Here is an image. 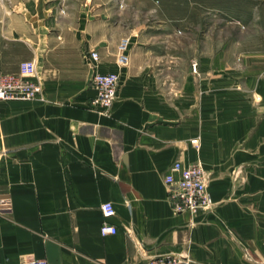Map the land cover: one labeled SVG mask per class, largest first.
Here are the masks:
<instances>
[{
  "label": "crops",
  "instance_id": "crops-1",
  "mask_svg": "<svg viewBox=\"0 0 264 264\" xmlns=\"http://www.w3.org/2000/svg\"><path fill=\"white\" fill-rule=\"evenodd\" d=\"M256 13L258 24L234 31L260 33L258 44L198 57V77L169 67L164 78L146 33L129 39V65L117 63L115 4L0 0V70L35 60L43 85L41 99L0 101V264L166 255L264 264V9ZM94 71L119 74L107 113L94 106ZM178 160L204 168L210 211L174 210L165 177ZM105 221L118 232L103 236Z\"/></svg>",
  "mask_w": 264,
  "mask_h": 264
},
{
  "label": "rangeland",
  "instance_id": "rangeland-1",
  "mask_svg": "<svg viewBox=\"0 0 264 264\" xmlns=\"http://www.w3.org/2000/svg\"><path fill=\"white\" fill-rule=\"evenodd\" d=\"M116 5L123 24L118 28L123 37L130 39L135 33L148 34L149 43L156 49L155 61L160 63L161 77L187 75L195 77L194 63L200 56L213 55L222 50L230 54L239 47L255 42L260 33L253 32L250 39L236 33L243 24H258L256 11L264 9V0H105ZM256 22V23H255ZM236 29V31H234ZM264 37V34H262ZM131 40V39H130ZM198 63V62H197ZM198 67V65H197ZM173 68V69H172Z\"/></svg>",
  "mask_w": 264,
  "mask_h": 264
},
{
  "label": "built area",
  "instance_id": "built-area-1",
  "mask_svg": "<svg viewBox=\"0 0 264 264\" xmlns=\"http://www.w3.org/2000/svg\"><path fill=\"white\" fill-rule=\"evenodd\" d=\"M129 39H122L118 49L117 63L121 66H128ZM100 59L97 51H91L88 56V63L95 67ZM198 63H194L197 70ZM17 72L6 73L0 70V101L11 100H37L41 99L43 85L35 78L38 75L39 67L35 60H27L20 64ZM91 84L97 90L94 99V106L101 113L110 111L119 94V74L116 72H97L91 76ZM198 145V138H193L192 144ZM172 172L165 177L166 183L170 186L169 197L173 202L174 210L177 213L189 211H210L214 205V199L208 190L207 174L198 163L184 165L181 160L176 161L172 166ZM178 174V176H175ZM103 215L114 216L115 208L111 202H104L102 205ZM103 236L116 234L117 227L105 221L100 227ZM27 264H51L46 259H35ZM150 264H191L186 255H166L153 257Z\"/></svg>",
  "mask_w": 264,
  "mask_h": 264
}]
</instances>
